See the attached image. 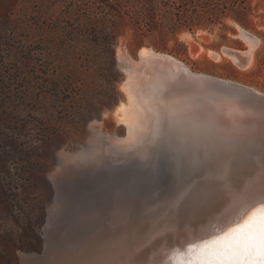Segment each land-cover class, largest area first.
Listing matches in <instances>:
<instances>
[{
	"label": "rangeland",
	"instance_id": "obj_1",
	"mask_svg": "<svg viewBox=\"0 0 264 264\" xmlns=\"http://www.w3.org/2000/svg\"><path fill=\"white\" fill-rule=\"evenodd\" d=\"M75 1L0 0V264H20L23 254L43 247L45 253L43 228L54 199L47 173L52 169H59L56 184L66 186L65 196H74L66 205H54L51 226L69 225L75 217L71 222L67 218L90 204L119 194L124 200L147 185L161 189L171 179L168 160L173 156L155 136L141 134L125 142L126 127L114 112L124 95L118 52L136 58L142 47L154 48L133 50L127 29L117 34L112 64L108 54L89 63L95 47L88 41L82 55L62 59L56 28L59 16ZM250 6L252 28L246 30L258 43L248 68L222 53L224 47H248L240 35L243 27L231 19L225 22L233 33L218 25L213 31L178 34L185 54L154 50L171 54L193 71L264 93V0H250ZM65 66L72 72L89 70L87 87L71 83L70 75L62 74Z\"/></svg>",
	"mask_w": 264,
	"mask_h": 264
},
{
	"label": "bare ground",
	"instance_id": "obj_2",
	"mask_svg": "<svg viewBox=\"0 0 264 264\" xmlns=\"http://www.w3.org/2000/svg\"><path fill=\"white\" fill-rule=\"evenodd\" d=\"M149 52L142 47L139 54ZM124 53L118 52L120 67L134 60ZM252 63L253 58L246 68ZM120 87L126 100L121 99L114 112L126 127L125 142L141 134L155 136L173 156L167 161L171 179L161 189L147 185L130 198L123 200L119 194L90 204L68 217H75L69 225L51 226L54 205H66L74 195L65 196L66 186L56 184L59 169L50 170L54 199L43 228L46 250L28 264H175L180 257L174 249L224 237L264 205V162L251 158L259 144L239 142L231 137V126L213 122L210 129L226 135L220 143L240 153L234 163L214 162L198 141L188 139L195 136V128L172 113L171 101L158 102L153 95Z\"/></svg>",
	"mask_w": 264,
	"mask_h": 264
},
{
	"label": "water",
	"instance_id": "obj_3",
	"mask_svg": "<svg viewBox=\"0 0 264 264\" xmlns=\"http://www.w3.org/2000/svg\"><path fill=\"white\" fill-rule=\"evenodd\" d=\"M240 35L248 43L247 48L224 47L222 51L236 66L245 68L253 58L258 38L243 28ZM147 48L150 49L148 54H138L132 64L121 66V85L128 91L134 88L137 93L153 95L158 102L162 99L171 101L172 113L184 120L186 126L195 128V136L191 134L188 139L198 141L204 151L210 152L214 162L234 163L240 153L220 143L226 135L223 130L210 129L213 122L231 126V137H236L239 142L259 144L260 150L251 158L264 162L263 92L239 82L193 71L171 54ZM123 98L126 100V95ZM43 252L44 247L41 252L23 254L20 264L41 259Z\"/></svg>",
	"mask_w": 264,
	"mask_h": 264
},
{
	"label": "trees",
	"instance_id": "obj_4",
	"mask_svg": "<svg viewBox=\"0 0 264 264\" xmlns=\"http://www.w3.org/2000/svg\"><path fill=\"white\" fill-rule=\"evenodd\" d=\"M250 14V0H76L59 16L56 50L65 60L74 53L82 55L85 48L82 44L88 41L95 47L89 63L95 65L101 55L108 54L112 64L117 34L129 29L133 50L150 45L180 56L186 53V46L177 39L181 32L213 31L221 25L233 33L234 28L225 22L227 19L251 29ZM222 36L227 38L225 33ZM169 40L174 41L171 48L167 46ZM62 70L65 76L70 75L71 83L87 87L89 70L72 72L66 66ZM96 78L101 81L103 77L96 74Z\"/></svg>",
	"mask_w": 264,
	"mask_h": 264
},
{
	"label": "snow or ice",
	"instance_id": "obj_5",
	"mask_svg": "<svg viewBox=\"0 0 264 264\" xmlns=\"http://www.w3.org/2000/svg\"><path fill=\"white\" fill-rule=\"evenodd\" d=\"M173 251L175 264H264V205L224 237Z\"/></svg>",
	"mask_w": 264,
	"mask_h": 264
}]
</instances>
